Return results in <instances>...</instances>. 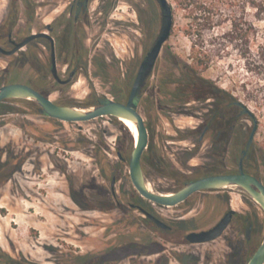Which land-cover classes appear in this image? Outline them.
<instances>
[{"label":"rangeland","instance_id":"1","mask_svg":"<svg viewBox=\"0 0 264 264\" xmlns=\"http://www.w3.org/2000/svg\"><path fill=\"white\" fill-rule=\"evenodd\" d=\"M167 2L173 8L174 27L156 73L168 74L173 94L145 91L138 102L150 135L143 164L151 186L172 193L214 172L238 171L243 150L249 153L246 170L264 180V74L249 71L241 40L224 47L219 31L198 39L194 19L179 7V0ZM136 4L138 33L121 31L97 40L100 28L96 24L88 35L92 56L106 42L116 61L129 60L135 48L132 35L148 38L146 43L153 45L152 38L161 29V5L156 0ZM120 6L127 10L128 4ZM123 10L112 20L136 21L134 13L130 17ZM43 19L44 30L52 17ZM143 45L137 42L139 57ZM45 48L48 45L39 41L12 57L0 54V87L26 84L58 105L127 102L135 76L119 79L125 72L121 66L119 72L105 70L109 79L82 75L61 86ZM200 60L209 61L208 67L200 65ZM214 88L249 113L235 132L233 166L218 148L184 139L195 135L196 122L178 110L179 99L191 93L209 99ZM133 147L131 133L118 119L63 123L43 115L28 100L2 103L0 264H246L264 240L260 206L234 189L197 193L176 207L156 205L143 198L131 181ZM114 177L118 200L111 194ZM129 203L143 207L173 230L159 229ZM229 210L236 211V216L222 237L206 244L187 242L189 233L214 227Z\"/></svg>","mask_w":264,"mask_h":264},{"label":"flooded vegetation","instance_id":"2","mask_svg":"<svg viewBox=\"0 0 264 264\" xmlns=\"http://www.w3.org/2000/svg\"><path fill=\"white\" fill-rule=\"evenodd\" d=\"M136 1L137 0H0V48L5 51H12L28 37L47 33L50 39L40 38L32 41L26 47L39 41L45 42L48 45L49 49H45L50 53L51 71L54 76V71L56 70L58 79H56L55 76L54 78L61 86L69 85L82 75L91 78L109 79L111 77L105 76V70L110 69L119 72L120 66L125 72L121 74L119 79H129L135 76V82L148 54L160 37L166 22L168 11L162 7L160 0L156 1L161 5L162 9L161 29L157 36L152 38L153 45L149 47V44H147L149 42L148 38L145 40L142 36L143 38L139 40L136 36L132 35L135 39V48L132 49L133 57L129 60H124V62L121 63L116 61L113 57L114 52L110 48L108 49L109 45L106 42L104 46L98 45L100 50H95V54L92 56V49H90L88 44L90 40L88 35L92 28L96 27V24L99 25L100 28V35L97 40H100L101 37L104 36H116L117 33L121 31L131 30L138 33V7ZM121 4H128L127 10H123L120 6ZM95 5H97V7H95ZM121 10L130 17H132L134 13L136 21L127 20L128 22L122 24L118 22L117 19L112 20L119 15ZM47 15H50L52 19L50 23L46 24L43 30V18ZM113 30L116 32H110ZM110 41L111 38L109 39V42ZM138 41L144 44L143 49L140 51V57L139 51L137 50ZM163 50L164 47L162 51ZM0 54L6 56L1 52ZM108 57L109 62H107ZM159 58L153 67H145L144 69L139 99L145 91L149 94H167L168 92L173 94L171 91L173 89H171L173 84H170L168 81V74L165 72L156 73L159 66ZM154 79H156L155 82L153 81ZM213 90L215 94L209 99L203 100L201 97H194L193 93L189 94L188 97L179 99L178 110L184 111L188 117L194 118L196 122V126L194 127L195 131L192 132V134L195 135L185 136L184 139L195 142L196 144H210L212 147L218 148L222 152V158L226 159L227 162H231L233 166L235 132L241 127L242 117L249 113L238 103L236 104L233 100L229 101L227 97L223 96L221 91L216 88ZM176 101L177 100L173 99L172 103L176 104ZM236 109L240 111L238 110L239 112L236 113ZM124 126L127 128L125 124ZM129 132L131 133L130 130ZM131 135L134 141V136L132 133ZM251 136L252 134L249 137V145L254 141V138L252 139ZM119 158L125 161L123 157L121 158L119 156ZM248 159V151L243 150L238 164V171H234L233 169L231 171H217L209 176L236 174L239 173L240 166L243 165L246 174L256 177L264 184V180L259 173H250L246 170ZM114 180L115 184H113ZM116 185L117 179L114 177L111 182V194L115 200H118ZM117 206L122 207V202L117 201ZM129 206L131 209L144 214L141 211L143 207L133 203H129ZM144 210L147 211L146 209ZM149 213L152 214L151 212ZM145 217L147 216L145 215ZM147 219L158 227L149 217H147ZM172 230L173 228L170 226V229L165 231Z\"/></svg>","mask_w":264,"mask_h":264},{"label":"water","instance_id":"3","mask_svg":"<svg viewBox=\"0 0 264 264\" xmlns=\"http://www.w3.org/2000/svg\"><path fill=\"white\" fill-rule=\"evenodd\" d=\"M163 8L167 9L166 22L160 37L155 42L147 59L141 67L133 84L126 103L117 101H104L94 107H78L70 105H58L49 97L41 94L31 86L21 83H13L0 87V105L9 100H28L34 102L43 114L63 123H87L96 119L110 117L134 122L138 129V141L131 152L129 166L130 178L138 193L146 200L163 207H176L186 202L193 195L201 192H216L226 189H234L255 201L264 212V184L256 177L246 174L243 165L239 173L207 176L191 181L176 192L161 193L152 188L143 166V157L149 146V131L143 115L139 111V92L145 67H153L162 52L166 42L170 39L174 27V15L169 9L167 0H160ZM40 38H48L47 33L32 35L24 42L18 44L12 51L0 52L6 56H13L24 49L29 43ZM54 76L58 79L56 70ZM256 128L252 132L253 139ZM121 158L122 156L119 155ZM115 184V180L113 182ZM141 211L149 217L161 229L168 230L170 226L165 222L141 208ZM236 211L230 210L214 227L199 232H191L187 235L190 244H206L216 241L223 236L232 223ZM246 264H264V240Z\"/></svg>","mask_w":264,"mask_h":264},{"label":"trees","instance_id":"4","mask_svg":"<svg viewBox=\"0 0 264 264\" xmlns=\"http://www.w3.org/2000/svg\"><path fill=\"white\" fill-rule=\"evenodd\" d=\"M179 7L194 19L192 28L199 32L198 39H205L206 32L219 31L224 47L241 40L249 71L264 74V33L260 26H264V0H179ZM169 9L173 13L170 4ZM208 64L209 61L200 60L204 68Z\"/></svg>","mask_w":264,"mask_h":264},{"label":"bare ground","instance_id":"5","mask_svg":"<svg viewBox=\"0 0 264 264\" xmlns=\"http://www.w3.org/2000/svg\"><path fill=\"white\" fill-rule=\"evenodd\" d=\"M121 122L123 123V125L125 124L127 128L131 131V133L134 136V141L136 143L138 141V129H137L136 124L130 120H121Z\"/></svg>","mask_w":264,"mask_h":264}]
</instances>
